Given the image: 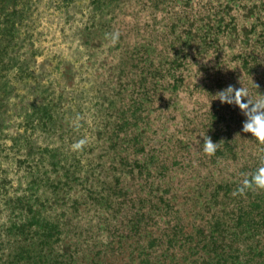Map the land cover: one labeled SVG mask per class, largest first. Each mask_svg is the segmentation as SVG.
<instances>
[{
	"label": "rangeland",
	"instance_id": "374dc122",
	"mask_svg": "<svg viewBox=\"0 0 264 264\" xmlns=\"http://www.w3.org/2000/svg\"><path fill=\"white\" fill-rule=\"evenodd\" d=\"M104 1L18 0L43 34L20 43L32 69L0 133V264H202L169 256L175 225L179 255L209 230L218 251L245 239L215 221L264 145L216 95L264 94V0Z\"/></svg>",
	"mask_w": 264,
	"mask_h": 264
},
{
	"label": "trees",
	"instance_id": "16d2710c",
	"mask_svg": "<svg viewBox=\"0 0 264 264\" xmlns=\"http://www.w3.org/2000/svg\"><path fill=\"white\" fill-rule=\"evenodd\" d=\"M93 1L99 5L106 3L104 0ZM229 1L231 2V7L230 5L229 7L234 8L236 6V11L240 7H242V10L246 9L245 4L242 3L243 0ZM19 3L18 0H0V133L6 129L8 124L5 118L8 115L6 106H8L9 94L13 89H16V83L22 81L23 73L32 69L23 57L29 51H21L22 46L20 43L29 42L30 48L36 50L41 45L38 42V35L43 34L42 28L37 30L35 26L32 27L33 25L26 23V9ZM241 4L242 6H240ZM62 13L69 14L70 11L65 9ZM78 18L86 22L91 20V17L84 12ZM46 20L48 21V19H43V23ZM57 22H61L62 26L60 28L63 30L64 22L60 20H57ZM29 53L31 54L32 51ZM229 152L232 153V148ZM248 164L251 169H249V173H245L244 181L252 179L257 169L264 164V157L253 158L252 162ZM222 186L218 185V188ZM216 193L218 194V189H216ZM246 196L244 203L231 209L232 217L228 219L221 215L215 221L216 226L219 225V222H223V225L234 222L236 226L241 227L245 239L239 238L233 247L230 245L228 249L218 251L217 237H214V231L209 230L208 239L205 236L203 237L205 238L204 241L195 239L196 243H193L191 239L189 241L184 239L179 243L178 247L182 248L179 255L174 248L177 240L174 231L179 225H175L173 230L170 226L169 229L166 227L165 230L168 243L166 251L168 252V249H170L169 256L184 260L194 257L196 260H201L202 264H264V190L246 187ZM204 231V228L198 227L196 238L202 236ZM187 234L191 236V234ZM234 234L236 236V233ZM246 240L247 243L244 244Z\"/></svg>",
	"mask_w": 264,
	"mask_h": 264
},
{
	"label": "clouds",
	"instance_id": "9594fccd",
	"mask_svg": "<svg viewBox=\"0 0 264 264\" xmlns=\"http://www.w3.org/2000/svg\"><path fill=\"white\" fill-rule=\"evenodd\" d=\"M216 96L221 103L235 105L240 109L241 113L246 117L242 131L251 134L258 143L264 145V94H260L253 100L249 91L243 86L239 89L229 86L225 90L218 92ZM245 98H247V102H243ZM216 150L217 143H214L210 137H207L204 142V153L212 156ZM244 186L264 190V164L257 169V172L250 181H244ZM240 191L243 192L244 188H241Z\"/></svg>",
	"mask_w": 264,
	"mask_h": 264
}]
</instances>
